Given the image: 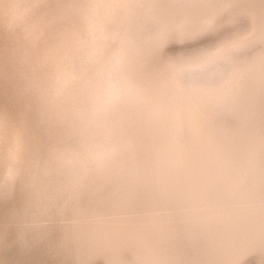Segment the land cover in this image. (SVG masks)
<instances>
[{"label": "bare ground", "instance_id": "obj_1", "mask_svg": "<svg viewBox=\"0 0 264 264\" xmlns=\"http://www.w3.org/2000/svg\"><path fill=\"white\" fill-rule=\"evenodd\" d=\"M22 1L0 0V19L7 4ZM210 1L58 0L38 11L24 76L5 77L21 89L8 81L0 89L12 98L0 97V136L17 149L0 173V264L11 242L49 264H264L262 257L240 262L264 252V47L246 46L255 35L264 45V25L243 31L261 11L264 23V0H235L250 13L228 18ZM92 16L96 42L123 58L134 93L78 86L66 104L37 95L45 75L80 64ZM30 33L0 50V73L20 62ZM228 37L232 85L217 76L203 81L209 65L187 68ZM13 257L9 264H33Z\"/></svg>", "mask_w": 264, "mask_h": 264}, {"label": "rangeland", "instance_id": "obj_2", "mask_svg": "<svg viewBox=\"0 0 264 264\" xmlns=\"http://www.w3.org/2000/svg\"><path fill=\"white\" fill-rule=\"evenodd\" d=\"M21 1V0H20ZM41 1V2H40ZM58 1V0H57ZM56 0H48L47 1V3L45 2L44 3V0H35V1H33V0H23L22 2L24 3V5H21V6H16V7H11L9 4H7L6 5V7L5 8H3V10H2V12H4V15H6V16H4V17H2L0 20L2 21L3 19V21L1 22L0 21V23H1V25L3 26V28L5 29V31H4V29L2 28V26H0V37H2V39H0V50H10V48H8V47H11L12 45H13V42H14V40L15 41H19V40H22V38L24 39L25 38V36H26V33H27V35L30 33V31H31V33H30V36H29V38H27V40H28V45L26 46V48H25V53H23V55H22V57L20 58V62H18L14 67H12V68H10V70L8 69V70H4L5 72H8V71H10L11 73L9 74V72L7 73V74H5V72H1L0 74V78L2 79H0V89H1V87H5V86H11L12 84H13V86L12 87H16L17 89H21V87H20V85L18 84V82H16V84L18 85V87L16 86V84H14L13 82H12V80L10 81V79H7V78H5L6 76L8 77V76H10V77H12V76H15V77H17V78H22L23 76H24V68H25V66H26V64H27V59H28V56H29V54H30V52H31V50H32V48L34 47V41L36 42V39H37V30H35L36 28H35V23H36V19H37V21H38V15L40 16V14L38 13V11H40L41 12V10H49V9H52L53 7H54V5H56L58 2H57ZM76 1V0H75ZM203 2H205V3H207V4H209L211 1L210 0H207V1H205V0H202ZM214 2L213 3H216L217 2V6L219 7V8H221V10H223V8H225L224 9V12L223 13H221V16H220V18H228V17H230V14L232 13V14H234V13H240V12H244V11H247V13L246 14H248V13H250V11L249 10H246V9H244L243 7H241V5H237V7H236V5H233L232 6V4L233 3H235L236 1L235 0H213ZM216 1V2H215ZM233 1V2H232ZM54 2V3H53ZM200 2V1H199ZM230 3V4H228L227 5V3ZM22 3V4H23ZM26 3H28V5H25ZM56 3V4H55ZM146 4H147V2H145ZM144 3V4H145ZM189 3H193V2H189ZM224 3V4H223ZM226 3V4H225ZM232 3V4H231ZM37 4V5H36ZM40 6H39V5ZM46 5V7H45V5ZM223 4V5H222ZM31 5V6H30ZM36 5V6H35ZM50 5V6H49ZM221 5V6H220ZM262 5V4H261ZM24 8H23V7ZM33 6V7H32ZM38 6V7H37ZM48 6L50 7V8H48ZM184 6H190L189 4L187 5V3H185L184 4ZM236 7V9H235V7ZM263 6V5H262ZM11 7V8H10ZM31 7V8H30ZM35 7V8H34ZM41 7V9H39ZM42 7H44V8H42ZM229 7H231V8H229ZM8 8V9H7ZM46 8V9H45ZM13 9V10H12ZM19 9V10H18ZM27 9V10H26ZM29 9V10H28ZM30 9H32V10H30ZM36 9H37V11H36ZM227 9V11H225ZM240 9L242 10V11H240ZM10 10H11V12H10ZM234 10V11H233ZM14 11V12H13ZM26 11V12H25ZM50 11V10H49ZM249 11V12H248ZM26 13V14H25ZM33 13V14H32ZM12 14L14 15V16H12ZM20 14V15H19ZM31 14V15H30ZM35 14V15H34ZM37 14V15H36ZM261 14H262V11L260 12V13H258L257 15H256V17L250 22V24L247 26V28L245 29V30H243L244 32H248V31H251L253 28H255L256 26H258V23L259 24H261L260 26V31H261V29L263 28V25H264V23L262 22V23H260L261 21L260 20H263V17L261 18ZM19 15V16H18ZM92 15V14H91ZM22 16V17H21ZM13 18V19H12ZM30 18V19H29ZM91 18H93V16L92 17H90L89 18V20L91 19ZM21 20H22V22H21ZM34 20V21H33ZM89 20H87V25H86V29H87V33H86V35L84 36L85 38V41H83L84 42V51L82 52V56H83V59H80V61H79V63L81 64V66H80V64H78V65H76V67H75V70L74 71H72L71 73H68V72H70V71H68L67 73H64L63 75H58L57 77H55L56 75H54V76H52V75H50L51 77H49V76H46L45 75V77H43V80H44V82H43V85H42V90L41 89H39L38 90V92H37V95L38 94H40L42 97L43 96H48V95H50V94H52V95H50L51 97H53L52 99L53 100H55V101H58L59 103L58 104H61V103H63V102H65V99L67 100V99H69V98H71V94H72V91H75L77 88H79V87H81V89L84 87V91H94V92H97V93H100V92H105V91H110V93H111V96H113V95H115L117 92H118V94H117V96L116 97H119V96H123V95H125L126 93H127V91H128V86L129 85H131V83L129 82V80H128V78L126 77V75H124V72L126 73L127 71H126V67H125V62H124V60H123V58L119 55V53H117L116 52V54L115 55H119V57H118V55L115 57V55H112V54H114V52H115V50H114V47H112L111 45H107V44H105L104 45V40H102V43L100 44V42H96V35H94V34H96L97 33V31H98V27L97 26H95L94 25V19H91V23L89 22ZM24 21H25V23H24ZM93 21V22H92ZM10 22V23H9ZM18 22V23H17ZM21 23V24H20ZM93 23V25H91ZM6 25V26H5ZM29 25V26H28ZM92 27H91V26ZM10 26H11V28H12V30H11V28H10ZM94 26V27H93ZM7 27V28H6ZM14 27V28H13ZM18 27H19V29H18ZM22 27V28H21ZM33 27V28H32ZM88 27H91V28H88ZM17 28V29H16ZM32 28V29H31ZM10 29V30H9ZM23 29V30H22ZM26 29H27V31H26ZM28 29H29V32H28ZM90 29V30H89ZM18 30V31H17ZM32 30H33V32H32ZM6 31H9V32H7L6 33ZM13 31V32H12ZM15 31V32H14ZM20 31V32H19ZM25 33H24V32ZM90 31H91V33H90ZM259 31V32H260ZM35 32V33H34ZM242 32V31H241ZM4 35H3V34ZM13 33H16V35L15 34H13ZM34 33V34H33ZM37 33V34H36ZM90 33V34H89ZM240 33V32H239ZM239 33H237V34H239ZM7 34V35H6ZM18 34H19V36H18ZM23 34V35H22ZM89 34V35H88ZM2 35V36H1ZM34 37H33V36ZM87 35H88V38H87ZM92 35H93V37L95 38V39H91V38H93L92 37ZM6 36V37H5ZM10 36V37H9ZM232 36H234V35H232ZM5 37V38H4ZM8 37V38H7ZM256 35L253 37L254 39L252 40V41H250L249 43L247 42L246 43V46L248 47V48H251L252 49V51H257L258 50V48H261V47H264V45H261L259 42H258V40H256ZM4 38V39H3ZM9 38H10V40H9ZM19 38H21V39H19ZM36 38V39H35ZM86 38H87V40H86ZM90 38V39H89ZM12 39H13V41H12ZM229 39V37L228 38H226V39H224L222 42H220V44H219V46L217 47V49H215L213 52H215L213 55H211V56H209V57H207V58H205V59H202L201 61H199V62H196L194 65H190V66H188L187 68H190V69H192V68H195V67H199V66H203V65H209L208 67H206V68H204L205 70H203V72L201 73V75H202V78H203V81H206V78H210V80H212V81H215V76H217L218 78L216 79V81L217 82H220V84L219 85H224L225 86V88L226 87H228V86H230V85H232V83H233V81L235 82V80H233L232 81V76L230 77V78H228V76L229 75H227V71H228V69H229V67L231 66V57L232 56H229V57H226L227 56V54H224V53H226L224 50H225V48H226V46L224 47L223 46V44H226L225 43V41L226 40H228ZM4 40H5V42H4ZM95 40V41H94ZM4 43V46H3V43ZM30 41H32V43L30 42ZM86 41H88L87 42V44H86ZM12 44H11V43ZM96 42V43H95ZM181 42V41H180ZM98 43V44H97ZM198 43V42H197ZM86 44V45H85ZM94 44V45H93ZM102 44L105 46H102ZM185 43H182L181 42V47H183V48H188V47H194L195 45H196V43H194V44H187V45H184ZM252 44V45H251ZM88 45V47H86ZM97 45V46H96ZM98 45H99V47H98ZM107 45V46H106ZM96 46V47H95ZM221 46H223V47H221ZM2 47V48H1ZM7 47V48H6ZM232 47V46H231ZM94 48V49H93ZM104 48V49H103ZM228 48H230V47H228ZM97 49V50H96ZM102 49V50H101ZM110 49H111V51H113V53L112 52H110ZM89 50V51H88ZM92 50V51H91ZM107 50V51H106ZM217 50V51H216ZM218 50H220V51H218ZM30 51V52H29ZM87 51V52H86ZM102 51V52H101ZM92 52H94V53H92ZM132 52H134L133 51V48H132ZM28 53V54H27ZM83 53H84V55H83ZM87 53V54H86ZM98 53V54H97ZM100 53V54H99ZM107 53H109V55H111V56H109ZM212 53V52H211ZM223 53V54H222ZM24 54H26V55H24ZM102 54V55H101ZM105 54V56L103 57V55ZM230 54V53H229ZM89 57H88V56ZM92 55V56H91ZM96 55V56H95ZM101 55V56H100ZM25 56V57H24ZM81 56V57H82ZM114 56V57H113ZM80 57V58H81ZM87 57H88V59L89 60H86L87 59ZM92 59H91V58ZM95 57V58H94ZM98 57V58H97ZM102 59H101V58ZM106 57V58H105ZM110 58V59H107V58ZM112 57V58H111ZM114 58H116V59H114ZM23 59V60H22ZM93 59L95 60H97L99 63L98 64H96L97 62H96V60L95 61H93ZM100 59V60H99ZM103 59H104V61L105 60H108V61H105L106 63H104V61H103ZM112 59H113V63L111 64V61H112ZM119 59L122 61V63L123 64H121V61H119ZM22 61V62H21ZM88 61H89V63H88ZM117 61V62H116ZM119 61V62H118ZM217 61V62H216ZM26 62V64H24ZM86 64H85V63ZM92 62V63H91ZM22 63V64H21ZM103 63V64H102ZM117 63H119V65L117 64ZM89 64V65H88ZM92 64V65H91ZM106 64V65H105ZM114 64V65H113ZM115 64H117V65H115ZM193 64V63H192ZM83 65V66H82ZM88 65V66H87ZM101 65H103L102 67H104L103 68V70H102V68H101ZM121 65V66H120ZM79 66L80 67H82L81 69H79ZM90 66H93V68L91 67V69H93V71L90 69ZM100 66V67H99ZM106 66V67H105ZM110 66V67H109ZM113 66V67H112ZM115 66H117V67H119V68H117V67H115ZM18 67V68H17ZM86 67H88V69H86ZM123 67V68H125V69H122V71H121V68ZM95 68H97L96 70H98V71H100V73L99 72H97L96 70H95ZM101 68V69H100ZM114 68H116L117 69V71H115V69ZM15 69V70H14ZM19 69V70H18ZM21 69V70H20ZM86 69V70H85ZM104 69H106V71L104 70ZM111 69V70H110ZM118 69H119V72H118ZM12 70H13V73H12ZM78 70V71H77ZM90 75H87V73L85 72V71ZM102 70V71H101ZM16 71V72H15ZM23 71V72H22ZM80 71V72H79ZM82 71V72H81ZM104 71H105V75H103V73H104ZM113 71V72H112ZM114 71H115V74H114ZM20 72H22V73H20ZM78 72V73H77ZM96 72H97V74H96ZM101 72H103V73H101ZM107 72H109V73H107ZM118 72V73H117ZM16 73V74H15ZM19 73V74H18ZM86 73V74H85ZM121 75H120V74ZM123 73V74H122ZM2 74H3V78H2ZM9 74V75H8ZM22 76H21V75ZM81 76H80V75ZM100 74H102V75H100ZM106 74H107V76H106ZM109 74V75H108ZM5 75V76H4ZM65 75V76H64ZM70 75V76H69ZM72 75V76H71ZM78 75V76H77ZM89 76V77H87V76ZM93 77H92V76ZM102 76L101 78L99 77L98 78V76ZM120 75V76H119ZM62 76V77H61ZM74 76V77H73ZM106 78V77H109L110 78V80L108 79V78H104V77ZM114 76H115V78L116 79H114ZM119 76V77H118ZM9 77V78H10ZM49 78V80L47 79V78ZM69 79H68V78ZM72 77V78H71ZM75 77H79L78 78V80L77 79H75L74 80V78ZM92 78V79H89V78ZM97 77V78H96ZM112 77V78H111ZM118 77V78H117ZM123 77V78H122ZM125 77V78H124ZM64 78H66V79H64ZM86 78H88V79H86ZM104 78V79H103ZM127 78V79H126ZM224 79V78H228V79H230L229 81H220L221 79ZM52 79V80H51ZM55 79H56V81H58V82H56L55 81ZM64 79V80H63ZM84 79V80H83ZM102 79L105 81L106 80V85H105V82L103 81L102 82ZM108 79V80H107ZM118 79V81H116ZM220 79V80H219ZM227 79V80H228ZM54 80V81H53ZM62 80V81H61ZM66 80V81H65ZM71 80V81H70ZM91 80V81H90ZM98 80V81H97ZM99 80H100V82L101 83H99ZM5 81H6V83H5ZM7 81H8V83H12L11 85H9L8 83H7ZM10 81V82H9ZM48 81H50V82H48ZM61 81V82H60ZM69 81V82H68ZM84 83V85H83V83ZM86 81V82H85ZM95 81V83H96V85H95V83H93ZM114 81V82H113ZM119 81H120V83H119ZM199 81V79H196V80H194V81H192L190 84H192V83H194V82H198ZM4 82V83H3ZM22 82V81H21ZM20 82V83H21ZM63 82H65V84L66 85H64V83ZM72 82V83H71ZM81 82V83H80ZM90 82V83H89ZM113 82V83H112ZM125 82H127V84H128V86H127V84L125 83ZM129 82V83H128ZM46 83H47V85H48V87H45V86H47L46 85ZM52 83V84H51ZM60 83V84H59ZM75 83V84H74ZM85 83L87 84V83H89V85L87 86V85H85ZM97 83H99V84H97ZM112 83V84H111ZM115 83V84H114ZM216 83V82H215ZM7 84V85H6ZM59 84V85H58ZM69 84H70V86H69ZM79 84V85H78ZM114 84V85H113ZM116 84H117V86H116ZM124 84H126L125 86H124ZM226 84H227V86H226ZM5 85V86H4ZM51 85H53L52 87H51ZM75 85V86H74ZM81 85V86H80ZM102 85V86H101ZM106 87H105V86ZM22 86V85H21ZM44 86V87H43ZM55 86H56V88H55ZM69 88H68V87ZM79 86V87H78ZM92 86H94V88L92 87ZM123 86V87H122ZM49 87H51V90L49 89ZM63 87V90L61 89ZM65 87V88H64ZM98 87H100V88H98ZM112 87V88H111ZM46 88V89H45ZM55 89V90H53V89ZM67 88V89H66ZM89 90H88V89ZM93 88V89H92ZM109 88H111V89H109ZM224 88V89H225ZM25 89V91H30L31 89H32V86L31 85H29V86H27V87H25L24 88ZM59 89V93H60V95H59V93H58V90ZM69 89V90H68ZM87 89V90H86ZM103 89H106L105 91L103 90ZM123 89H127V91L126 90H123ZM130 89V88H129ZM47 90H49V91H47ZM65 90V91H64ZM123 90V91H122ZM54 91V92H53ZM68 91V92H67ZM126 91V92H125ZM43 92H45V94L43 93ZM47 92H49V93H47ZM51 92V93H50ZM56 92V93H55ZM66 92V93H65ZM70 92H71V94H70ZM5 92L4 91H1L0 92V97H8L7 95H5L4 94ZM63 93V94H62ZM69 93V94H68ZM115 93V94H114ZM128 93H134V91H128ZM44 94V95H43ZM65 94H67V96H65ZM63 95V96H62ZM68 95L70 96V97H68ZM49 96V97H50ZM61 96V97H60ZM50 97V98H51ZM58 97V98H57ZM8 98H10V97H8ZM10 99H12V98H10ZM61 99V100H60ZM15 101V103H13V105L14 106H18V101L16 102V100H14ZM1 102V101H0ZM68 102V100L65 102V104ZM64 104V105H65ZM16 107H13V108H16ZM38 108V107H37ZM41 109H42V107H41ZM42 111V110H41ZM41 111H40V117L42 118L43 116L46 118H50V119H54V114L52 115V117H51V115H46V114H42L41 115ZM43 117V118H44ZM42 118V119H43ZM46 118V119H47ZM43 122V121H42ZM5 137V136H4ZM187 135H182L181 137H180V139H179V143L180 144H184L185 143V141L187 140ZM0 173H3V169L1 168V167H3L4 165H6L8 162H9V160L11 159V157L15 154V152H16V150L17 149H15V148H11L7 143H4L5 142V139L2 137V136H0ZM3 139V140H2ZM7 139V138H6ZM18 141H23V140H18ZM3 142V143H2ZM9 142V141H8ZM5 145V146H3V145ZM78 170H80V169H78ZM25 245H24V247L26 248V243H24ZM14 247H15V244L13 245V242H11V245L9 246V248L7 249V251H5V254H6V256H7V258H8V261H7V263H5V264H9V261L11 260V257H13V259H15L16 258V260L18 259V260H22L23 258H28V260L29 261H33V264L35 263L34 261H41L42 263H44V264H49V263H47L48 261H47V259H45L44 257L42 258L41 256H39L38 255V253H36V254H34V255H31V256H29L28 254L27 255H25V253H24V250L22 251L21 249L19 250V251H16L15 249H14ZM257 257H262V258H264V252H259V253H253V254H250V256H245V257H243V259L242 260H240V262L241 263H243L244 261H246V260H248V259H255V258H257ZM97 262H101V263H103L102 261H96L95 263H97ZM95 263H89V264H95ZM219 264H225V261H224V263L223 262H220Z\"/></svg>", "mask_w": 264, "mask_h": 264}]
</instances>
